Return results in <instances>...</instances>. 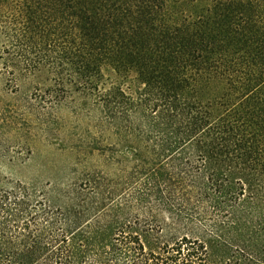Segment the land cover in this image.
I'll return each instance as SVG.
<instances>
[{"label": "trees", "instance_id": "1", "mask_svg": "<svg viewBox=\"0 0 264 264\" xmlns=\"http://www.w3.org/2000/svg\"><path fill=\"white\" fill-rule=\"evenodd\" d=\"M0 77V157L94 121L64 181L0 177V264H264V0H0Z\"/></svg>", "mask_w": 264, "mask_h": 264}, {"label": "rangeland", "instance_id": "2", "mask_svg": "<svg viewBox=\"0 0 264 264\" xmlns=\"http://www.w3.org/2000/svg\"><path fill=\"white\" fill-rule=\"evenodd\" d=\"M22 98L24 96L21 94L7 91L0 77V109L6 105L19 104ZM49 120L52 126L34 117L30 119V133L25 135V148L21 154H12L14 158L10 160L0 157V177L41 184L67 179L79 157L72 147L77 145L79 135L89 125H94V121L86 115H78V106L74 103L65 105L57 117ZM10 136L0 134V146L5 145L12 150L9 142H14L15 138L13 141ZM97 160L94 157L93 161Z\"/></svg>", "mask_w": 264, "mask_h": 264}]
</instances>
